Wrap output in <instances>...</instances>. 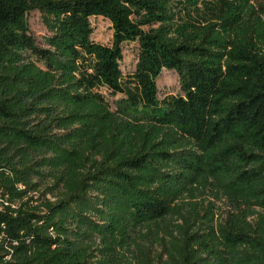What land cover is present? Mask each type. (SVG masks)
Here are the masks:
<instances>
[{
  "label": "trees",
  "instance_id": "obj_1",
  "mask_svg": "<svg viewBox=\"0 0 264 264\" xmlns=\"http://www.w3.org/2000/svg\"><path fill=\"white\" fill-rule=\"evenodd\" d=\"M262 19L254 0H0V264H264ZM163 71L181 95L159 100Z\"/></svg>",
  "mask_w": 264,
  "mask_h": 264
},
{
  "label": "rangeland",
  "instance_id": "obj_2",
  "mask_svg": "<svg viewBox=\"0 0 264 264\" xmlns=\"http://www.w3.org/2000/svg\"><path fill=\"white\" fill-rule=\"evenodd\" d=\"M254 5L256 8L258 7L264 8V0H254ZM28 22L32 34L36 37L37 41L41 43L42 37L46 34V32L40 23L39 15L37 13L31 14L28 18ZM90 23L93 29L92 40L99 44L109 46L112 42V30L110 23L102 18H91ZM261 29L264 30V19H262ZM122 54H123V60L121 66H122L123 74L126 75L133 71L136 62L135 44L123 45ZM157 86H158L159 100H163L170 96L181 95L179 79L177 74L174 72L163 71L162 75L157 81ZM106 97L111 103L116 100V98L109 97L108 95H106ZM112 110H114V108H112ZM133 144H134V139L132 140L131 145ZM17 189L19 191L24 190L21 185H18ZM3 192L4 190L0 186V202L3 200L2 199ZM28 196L29 198H33L28 201L33 205L36 202V198L33 197L32 195H28ZM231 205H232V201L231 199L228 198L220 202L217 201L214 202V206L217 208L216 211L218 210L221 211V214H223L224 218H229L228 214L232 213L233 214L232 216L234 217L236 222L238 224H241L246 219L244 206L242 205L238 210V212H232ZM246 220H247L246 222L250 221V219H246ZM155 264H160V263H155Z\"/></svg>",
  "mask_w": 264,
  "mask_h": 264
}]
</instances>
